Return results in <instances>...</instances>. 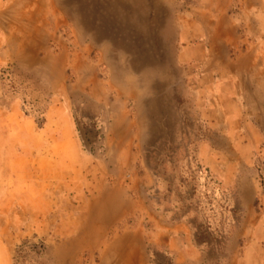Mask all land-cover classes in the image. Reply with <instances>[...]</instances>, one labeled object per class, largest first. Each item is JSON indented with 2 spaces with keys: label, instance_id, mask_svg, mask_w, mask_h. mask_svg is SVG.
I'll use <instances>...</instances> for the list:
<instances>
[{
  "label": "rangeland",
  "instance_id": "1",
  "mask_svg": "<svg viewBox=\"0 0 264 264\" xmlns=\"http://www.w3.org/2000/svg\"><path fill=\"white\" fill-rule=\"evenodd\" d=\"M236 1L0 0V264H98L72 237L108 185L188 222L208 264H264V107L212 119L196 49L255 16Z\"/></svg>",
  "mask_w": 264,
  "mask_h": 264
},
{
  "label": "crops",
  "instance_id": "2",
  "mask_svg": "<svg viewBox=\"0 0 264 264\" xmlns=\"http://www.w3.org/2000/svg\"><path fill=\"white\" fill-rule=\"evenodd\" d=\"M235 3L255 16H231V29L205 30L208 45L202 43L196 47L203 57L201 79L202 83L207 79L209 84L208 115L212 119L217 118V108L213 105L216 101L225 102L223 114L226 117L234 113L242 116L244 103L249 109L264 107L260 103L264 94V0ZM242 20L244 25L236 28L237 22ZM199 35L200 32L196 37ZM239 43L241 48L237 46ZM213 83L215 91L211 86ZM248 115L252 123L250 129L255 133L252 112ZM253 142L246 137L244 147H253ZM138 210H146L151 220L112 231L118 220ZM84 211L86 219L72 237V244L90 248L100 246L98 264H161L157 259L159 252L170 257L172 264L210 263L208 252L196 242L188 222L168 220L162 214L153 213L140 200L123 196L120 187L108 185L102 188L93 200L88 201Z\"/></svg>",
  "mask_w": 264,
  "mask_h": 264
},
{
  "label": "trees",
  "instance_id": "3",
  "mask_svg": "<svg viewBox=\"0 0 264 264\" xmlns=\"http://www.w3.org/2000/svg\"><path fill=\"white\" fill-rule=\"evenodd\" d=\"M195 240L197 241L196 237H195ZM197 242H198V241H197ZM27 245H28V242H27V243H24V244L18 249L17 253L20 254V255L18 256V257H19V260H21V258L26 257L25 254L28 253V251L31 250L30 248L25 249V248L27 247ZM17 262H19V261H18V259H17V257H16V263H17ZM170 264H172V263L170 262Z\"/></svg>",
  "mask_w": 264,
  "mask_h": 264
},
{
  "label": "bare ground",
  "instance_id": "4",
  "mask_svg": "<svg viewBox=\"0 0 264 264\" xmlns=\"http://www.w3.org/2000/svg\"><path fill=\"white\" fill-rule=\"evenodd\" d=\"M96 206V205H95ZM93 215V214H92ZM95 215V214H94ZM91 219V218H90ZM97 219V218H96ZM98 223V222H97ZM95 225V224H94ZM95 232V231H94ZM98 235V234H97ZM94 241H95V238H94ZM92 243V242H91ZM89 244H90V242H89Z\"/></svg>",
  "mask_w": 264,
  "mask_h": 264
}]
</instances>
